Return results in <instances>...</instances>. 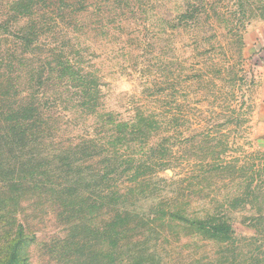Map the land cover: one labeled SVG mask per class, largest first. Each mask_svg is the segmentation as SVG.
I'll return each instance as SVG.
<instances>
[{
    "label": "rangeland",
    "instance_id": "rangeland-1",
    "mask_svg": "<svg viewBox=\"0 0 264 264\" xmlns=\"http://www.w3.org/2000/svg\"><path fill=\"white\" fill-rule=\"evenodd\" d=\"M104 1L0 0V22L9 21L0 56L22 64L5 82L0 60V98L10 101L4 86L37 70L39 91L57 103L49 117L60 116L43 151L35 142L10 150L0 139V264L20 224L29 264H264V0H122L102 14ZM29 28L22 59L15 36ZM60 59L72 65L68 75L57 74ZM90 86L87 98L81 89ZM140 119L153 122L151 133L120 153L141 156L147 143H162L166 154L142 168L138 183L111 176L101 184L98 149L88 160L50 159L87 140L112 148ZM26 160L24 173L16 171ZM80 174L87 181L75 185ZM99 188L120 189L136 218L123 227L121 204L104 207ZM163 212L221 219L230 239Z\"/></svg>",
    "mask_w": 264,
    "mask_h": 264
},
{
    "label": "trees",
    "instance_id": "trees-1",
    "mask_svg": "<svg viewBox=\"0 0 264 264\" xmlns=\"http://www.w3.org/2000/svg\"><path fill=\"white\" fill-rule=\"evenodd\" d=\"M122 0H108L104 1L105 4H108L107 6H103L101 8L99 5L98 10L102 14H111L113 10L117 9L118 4H121ZM77 3H80V1H77ZM112 10V11H111ZM187 13L181 14L180 18H186ZM10 19V16H9ZM11 20V19H10ZM9 21H2L0 22V29L3 27L9 26ZM30 30H33L32 28H29L27 31H19V33L15 36V47L20 50V56L19 58L23 59V54L27 50H29V47L32 43L31 36L33 33H30ZM17 59V58H15ZM11 62L10 59L4 58V56H0V60H3L6 62V64L3 66V70L6 73V75H3L1 78L5 80L7 73L8 74L13 73L12 70L14 67L21 66L22 64L19 60L15 62ZM8 61V62H7ZM58 67L57 74L59 75H68V72L72 70V65L68 60H58L56 63ZM11 67V68H10ZM1 68V66H0ZM10 68V70H9ZM37 73L33 70L32 77L29 76L28 73V79H22V81L12 83H7L5 85V89L10 92H14V95L11 96V100L9 101L8 98L4 97L6 94L2 95V98H0V123L4 124L3 126H0V139H6L8 145L9 141H11L12 145H8L7 147L10 148V150H17L22 149L25 147L27 142H32L37 145L38 151L45 150V142L48 140V138L51 136V133L55 130L54 125L57 123L58 120H60L59 114H53L52 117H49V111H51V107H55L57 104L54 100H51L47 94L44 92H40V88H42L44 81H42L41 73L36 77L34 80V74ZM61 77V76H60ZM20 79V78H17ZM13 82V81H12ZM92 83V82H91ZM87 86V85H86ZM92 87L89 88H83L81 89V94L85 97H89L92 94ZM5 102H8L5 106L3 104ZM86 105L85 107L88 108V103H84ZM90 108V106H89ZM86 109V108H85ZM3 119V120H2ZM153 125V122H148L145 119H140L139 122H136L135 125H133L134 130L130 131L128 133L125 132H119V136L115 137L114 140H116V144L112 145V148L108 147L107 150L104 149L103 144H96L91 143L89 140L82 141L81 144L76 145L75 147L69 146L68 148H57L53 151L58 152L57 154L50 157L52 158H61L64 157V159L71 158L74 155H77L78 153L82 154V158L89 157L88 159H92L91 151L99 150L104 151L101 155L103 156L104 160V169L103 173H98L97 176L100 179V183L104 180H111V176L113 177H125V179L133 180V183L136 182L138 177L144 175L143 167L149 165V164H159L163 163L161 162L163 157L166 153L160 152V148H162V143H156V144H149L147 143L144 148H140V153H143L145 151V147L147 148V151L143 153L141 156H127L123 153H120V148L124 145L128 148L134 147L133 144L135 141H137L138 138H143V142L139 143H145V138L147 135L151 133L149 131V128H151ZM3 127V128H1ZM3 132V133H2ZM48 134V138L46 135ZM165 139V138H164ZM163 139V140H164ZM121 145V146H118ZM44 148V149H43ZM43 149V150H41ZM63 149V150H59ZM144 149V150H143ZM53 153V152H52ZM89 153V154H88ZM133 154V153H131ZM41 161L39 163V166H45L46 164L50 163L49 161ZM79 160V159H78ZM29 160H26V162H18L15 166V170H19L22 173L23 168L26 169L29 166ZM20 163V164H19ZM72 164V163H71ZM18 166V168H17ZM37 166V165H36ZM148 169V168H147ZM11 172V171H10ZM20 179V178H17ZM80 179V180H79ZM86 178H83L82 174L78 176L74 180V184H82L84 183ZM99 182L95 181H89L88 183H95L99 184ZM16 183H13V185ZM12 185V187H13ZM98 192H95V194L98 195V199L104 202L101 204L104 205V207H110L121 204L118 210V217L124 216L125 219H123V227H126L129 222H126V220H133L136 217L131 214V212H128V210L125 208V198L124 193L122 194L120 189L117 188L115 190L113 189H107L103 190L102 188H99ZM10 191H13L12 189ZM14 194V191L13 193ZM67 197L76 199L80 192L78 188L76 187H70L66 191ZM159 210L154 211V214L158 213ZM168 213L170 215V222H176V223H188L190 224L196 231L202 233L203 235L212 238V239H223L228 240L230 239V233H231V227L229 224H227L225 221L218 219V218H207L204 220H187L178 212H163L161 215H166ZM153 221V219H150ZM110 228V227H109ZM108 228V229H109ZM108 231V230H107ZM110 233V232H108ZM24 235V227L22 224L17 225V227L14 229L13 233L9 236V239L6 240L3 245L5 246L7 250V258L2 264H29L27 259L23 257L21 254V251L26 248L31 242L21 238V236ZM143 235V233H142ZM12 237V238H11ZM111 245L113 246L114 243ZM125 246V243H123ZM130 264H132L130 262Z\"/></svg>",
    "mask_w": 264,
    "mask_h": 264
}]
</instances>
